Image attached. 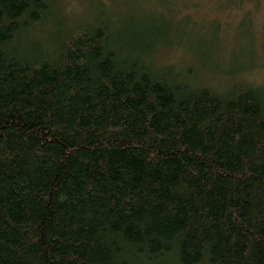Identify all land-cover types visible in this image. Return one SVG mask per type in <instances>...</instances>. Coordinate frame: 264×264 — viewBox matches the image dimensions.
Returning a JSON list of instances; mask_svg holds the SVG:
<instances>
[{
  "label": "trees",
  "instance_id": "16d2710c",
  "mask_svg": "<svg viewBox=\"0 0 264 264\" xmlns=\"http://www.w3.org/2000/svg\"><path fill=\"white\" fill-rule=\"evenodd\" d=\"M55 2L0 0V264H264V87L158 64L157 13L59 32Z\"/></svg>",
  "mask_w": 264,
  "mask_h": 264
},
{
  "label": "rangeland",
  "instance_id": "374dc122",
  "mask_svg": "<svg viewBox=\"0 0 264 264\" xmlns=\"http://www.w3.org/2000/svg\"><path fill=\"white\" fill-rule=\"evenodd\" d=\"M260 1L252 5L249 0H56L48 19L51 22L56 15L57 20H64L55 27L61 32L100 2L113 12L127 11L133 16L157 13L175 27L168 37L175 39L174 32L183 33L177 37L181 45H158L154 55L158 64L172 62L176 68L189 70L196 83L217 90L237 80L264 87V0ZM178 23L180 28H176ZM46 28L40 25L41 37Z\"/></svg>",
  "mask_w": 264,
  "mask_h": 264
}]
</instances>
